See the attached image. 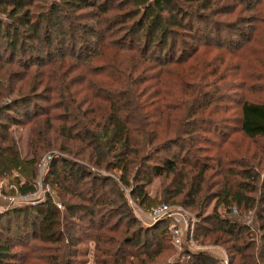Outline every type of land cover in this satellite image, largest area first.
Instances as JSON below:
<instances>
[{"label": "trees", "instance_id": "16d2710c", "mask_svg": "<svg viewBox=\"0 0 264 264\" xmlns=\"http://www.w3.org/2000/svg\"><path fill=\"white\" fill-rule=\"evenodd\" d=\"M43 1L0 0V178L17 195L31 194L41 155L56 151L41 182L61 208L45 194L44 200L0 211V264H71L85 239L94 242V264H164L159 259L172 246L169 220L140 225L126 196L148 208L179 195L187 198L181 207L194 205L204 169L186 194L182 180L159 202L144 187L175 171L171 157L157 159L174 136L197 135L198 106L179 107L201 96L202 47L213 43L222 51H240L264 21V0ZM233 13L235 23L223 20ZM234 34L241 42H234ZM258 63L264 66L263 59ZM184 78L195 84L187 93ZM171 82L181 96L170 95ZM50 95L48 108L37 104ZM22 108L32 110L26 113L32 123L28 158L19 155L7 126L17 123L10 115ZM239 110L240 131L264 139V101H244ZM168 133L173 137L166 138ZM114 170L118 174L103 173ZM250 189L243 182L217 192L214 207L230 214L231 205L248 206L243 191ZM201 221L212 227L196 225L193 240L200 231H219L222 243L232 242L230 264L235 256L238 264H264V224L258 225L257 259H251L243 252L254 247L242 238L244 226L215 209ZM181 255L190 264H211V256L191 250L186 239Z\"/></svg>", "mask_w": 264, "mask_h": 264}, {"label": "rangeland", "instance_id": "374dc122", "mask_svg": "<svg viewBox=\"0 0 264 264\" xmlns=\"http://www.w3.org/2000/svg\"><path fill=\"white\" fill-rule=\"evenodd\" d=\"M48 1L45 0L42 3L46 4ZM38 6L40 7L39 3L32 9L36 11ZM223 20L235 23V13L224 17ZM255 26L256 29L252 31L249 42L243 44L242 49L236 53L215 48L213 43L205 48L202 47L203 51L197 57V59L204 62L200 70L203 74V79L200 80L202 86L201 96L199 99L190 97L191 100H195L187 101L185 106L179 107L188 108L191 106L190 108H193L198 106L199 109L195 115L199 125V128L196 129L197 135L192 140H188L184 134L174 136L168 144L169 147L163 148L157 153V159L171 157L174 161L175 171L166 176L153 177L150 183L144 187L147 195L159 202L164 194L168 195L173 192L175 186L180 184V180H182L184 186L182 194H186L190 185L196 182L199 171L204 169L202 181L199 185L200 191L194 197V200L196 199L194 205L189 207V210L182 207L196 219L193 230L196 225L198 227L202 226V228L212 227L208 223H203L201 219L212 214L215 209L217 215L230 218L241 224L242 227L244 226L241 232L242 238L244 242H247L246 244L250 246L254 244V247L246 249V251L243 250V252L249 255L253 254L251 259H257L256 241L260 232H262L258 225L264 224V220L259 219L264 218V139L258 137L248 138L240 131L239 106L244 101H264V66L258 63L260 59L264 60V21L257 22ZM244 31L245 36H248L251 32L248 27ZM232 37L234 42L237 40L241 42L243 39L236 36V34ZM214 42L217 43V41ZM190 63H192V60H189L185 65ZM188 79L190 78H184L181 84L182 90L186 93L193 85ZM173 84L175 83H170L173 91L170 95L172 97L181 96L178 94L177 88L174 89ZM19 86L21 90H25V79L21 81ZM194 86L195 84L192 89H194ZM161 90L162 87L159 91ZM169 99L166 97L167 101ZM51 100L52 96L50 95L48 101L37 100V104L43 106V108L46 106L48 108ZM181 111L182 109L175 110L174 113L178 115ZM13 112L10 116L16 118L19 122L17 121L15 124L8 123L7 126L11 137L16 143L19 155L22 158H28V131L32 124L29 121V114L32 115V110L31 108H22ZM27 112L29 114H26ZM50 112L57 113L59 109H52ZM165 137L172 138L173 133H168ZM51 153H53L52 155L57 154L56 151ZM103 173L110 176L112 173L118 174L115 170ZM184 173H186L185 178H180ZM37 175L36 170V179ZM243 182L250 185L251 188L243 191L250 205L238 207L231 205L230 214L219 206L214 207L217 192L234 189L235 186ZM6 183V179L0 178V211L9 207L5 198H2L5 195L2 196L1 194L2 191H5ZM45 188H47V191ZM45 194L51 196L53 202L60 204L59 198L52 192V189L47 185H43L42 182L38 195L32 200H44ZM125 194H128L126 190ZM126 197L131 213L140 225H152V222L144 216L148 207L139 205L135 200L129 198V195ZM180 201H187V198L179 195L173 197L171 203L168 204L180 206ZM224 238L225 236L221 232L207 229L198 232L193 243L198 247L197 250H204L205 254L211 256V259H209L211 264H230L229 256H232L233 253L228 251L227 248L232 242L222 243ZM179 252H181V248L170 246L169 250L163 252L164 254L159 261L164 260V264H171L174 260H177L180 262L179 264H190L187 262L186 257L179 256ZM94 254V242L91 239H85L77 245L71 264H94ZM232 264H238L237 256H235Z\"/></svg>", "mask_w": 264, "mask_h": 264}, {"label": "built area", "instance_id": "2783aa9c", "mask_svg": "<svg viewBox=\"0 0 264 264\" xmlns=\"http://www.w3.org/2000/svg\"><path fill=\"white\" fill-rule=\"evenodd\" d=\"M52 155L46 153L36 164L37 179H36V191L31 194L17 195L15 189L6 184L5 191H2V198L8 202V204H22L31 203L32 199L35 198L39 191L41 185V177L43 176L45 166L47 162L51 159ZM43 189L41 188V191ZM47 191V188H45ZM9 191H13V194H9ZM57 208L60 207L59 203L53 202ZM146 219H149L152 223L158 220H169L168 229L171 235V243L175 248H181L183 240L186 239L188 246L192 250H197L198 247L193 243L192 233L195 224V217L184 210L178 205H171L164 202L157 203L150 206L144 213Z\"/></svg>", "mask_w": 264, "mask_h": 264}]
</instances>
